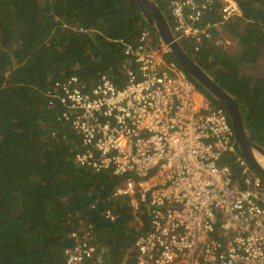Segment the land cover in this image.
Listing matches in <instances>:
<instances>
[{
  "label": "trees",
  "instance_id": "1",
  "mask_svg": "<svg viewBox=\"0 0 264 264\" xmlns=\"http://www.w3.org/2000/svg\"><path fill=\"white\" fill-rule=\"evenodd\" d=\"M153 1L176 33L173 0ZM232 1L238 14L224 19L226 0H202L207 10L199 28L206 34L180 38L179 45L235 99L253 142L264 149V75L249 73L264 56V0ZM158 36L134 0H0V264H66V252L83 243L104 249L105 264H136L135 242L151 230L147 210L115 195L121 178L78 162L79 114L62 103L48 109L47 92L72 78L83 92L103 78L125 86L130 72L139 76L126 51L153 47ZM164 58L230 123L171 52ZM234 143L218 165L230 168L233 183L245 168L264 183ZM84 224L93 227L88 238Z\"/></svg>",
  "mask_w": 264,
  "mask_h": 264
},
{
  "label": "built area",
  "instance_id": "2",
  "mask_svg": "<svg viewBox=\"0 0 264 264\" xmlns=\"http://www.w3.org/2000/svg\"><path fill=\"white\" fill-rule=\"evenodd\" d=\"M206 10L202 0H173L174 40L206 34L199 28ZM222 14H238L236 4L226 0ZM167 53L161 36L153 47L128 49L139 76L130 72L122 87L105 78L89 92L74 78L53 83L48 109L77 110L78 162L121 178L115 195L147 210L151 230L135 242L136 264H264V183L248 168L233 183L230 168L218 165L235 151L233 128L183 71L166 68ZM92 231L84 224L82 237ZM66 253V264H105V250L87 243Z\"/></svg>",
  "mask_w": 264,
  "mask_h": 264
},
{
  "label": "water",
  "instance_id": "3",
  "mask_svg": "<svg viewBox=\"0 0 264 264\" xmlns=\"http://www.w3.org/2000/svg\"><path fill=\"white\" fill-rule=\"evenodd\" d=\"M169 50L189 76L198 82L226 110L234 131L235 142L248 164L264 177V149L255 144L235 99L223 90L174 40L173 32L160 8L153 0H134Z\"/></svg>",
  "mask_w": 264,
  "mask_h": 264
},
{
  "label": "rangeland",
  "instance_id": "4",
  "mask_svg": "<svg viewBox=\"0 0 264 264\" xmlns=\"http://www.w3.org/2000/svg\"><path fill=\"white\" fill-rule=\"evenodd\" d=\"M262 59L259 60L256 67L252 70H249V73H251L254 76H263L264 75V56L261 57Z\"/></svg>",
  "mask_w": 264,
  "mask_h": 264
}]
</instances>
